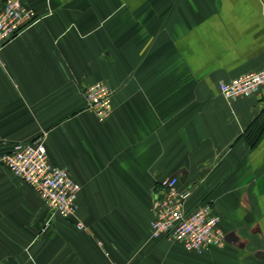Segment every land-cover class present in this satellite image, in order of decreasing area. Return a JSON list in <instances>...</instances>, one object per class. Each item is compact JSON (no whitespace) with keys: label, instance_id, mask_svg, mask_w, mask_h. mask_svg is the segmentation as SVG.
<instances>
[{"label":"crops","instance_id":"obj_1","mask_svg":"<svg viewBox=\"0 0 264 264\" xmlns=\"http://www.w3.org/2000/svg\"><path fill=\"white\" fill-rule=\"evenodd\" d=\"M27 3L39 19L0 49V157L42 138L81 190L73 217L52 214L0 162V264H264V88L219 86L264 68V0ZM98 81L105 120L87 109ZM172 176L186 210L211 205L223 246L152 236Z\"/></svg>","mask_w":264,"mask_h":264},{"label":"built area","instance_id":"obj_2","mask_svg":"<svg viewBox=\"0 0 264 264\" xmlns=\"http://www.w3.org/2000/svg\"><path fill=\"white\" fill-rule=\"evenodd\" d=\"M29 0H4L0 8V49L19 32L39 19V14L28 5ZM222 94L228 99H237L260 92L264 88V68L222 81ZM113 89L98 81L85 90L87 109L100 120L113 112ZM0 162L17 177L30 185L44 200L52 214L71 218L77 210L81 184L70 172L49 161L45 141L15 142ZM191 190L181 188L177 176L166 180L157 188L153 199L152 236L181 242L189 251L202 252L211 246H223L225 237L219 227V217L212 212L209 203L188 211L185 202ZM79 228L83 227L77 222Z\"/></svg>","mask_w":264,"mask_h":264}]
</instances>
